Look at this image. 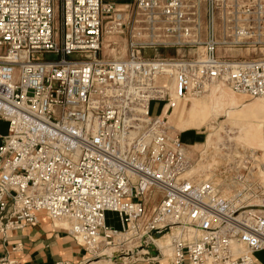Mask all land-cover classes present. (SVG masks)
<instances>
[{
	"label": "built area",
	"instance_id": "obj_1",
	"mask_svg": "<svg viewBox=\"0 0 264 264\" xmlns=\"http://www.w3.org/2000/svg\"><path fill=\"white\" fill-rule=\"evenodd\" d=\"M221 84L264 96V0H0V234L44 215L94 258L170 234V264H264L263 184L184 177L169 122Z\"/></svg>",
	"mask_w": 264,
	"mask_h": 264
},
{
	"label": "rangeland",
	"instance_id": "obj_2",
	"mask_svg": "<svg viewBox=\"0 0 264 264\" xmlns=\"http://www.w3.org/2000/svg\"><path fill=\"white\" fill-rule=\"evenodd\" d=\"M110 49L111 48L104 49L102 55L117 56L115 55V53H109ZM161 54H164L165 56L167 54H171V51L170 53ZM215 88L218 89V91L230 89L227 85L222 84L220 86H215ZM236 93L238 95H243L246 102L254 101L257 98H251L239 92ZM205 94L193 97L187 102L180 104L184 105L187 108L193 107L192 113L194 119L197 117L196 113L198 112V110H202L205 115L203 123L204 125L201 129L198 130L196 128H192L185 131L181 128V130L185 132L176 131L181 134V138L183 139L184 144L187 146L186 151L188 150L187 154H189L188 157L191 160V166L195 168L196 171V174L190 177L191 180L196 183H202L208 182L205 180L206 178L211 179L210 183L219 190L220 195L224 198L234 197L237 192L241 191L244 188L246 183L260 182L264 184V172L261 170V164L264 163V152L261 150V148H264V146H261V144H259V139L263 137L264 134L263 131L262 136H256L254 138L255 143H251L247 148L248 150L250 148H256L255 152L257 160H255V162L251 166L256 170L254 168V170H251L250 167H246L245 165H243V163H240V161L245 157V155L247 156L249 152H243V150L240 148L239 144H241L242 147V144H244V142L240 141L239 139L244 137V133L242 131L239 132L240 129L238 123L235 124L228 121L226 116L213 117L210 111V106L205 101L200 100ZM219 94L220 92H217L215 95H213V98H216ZM196 99L199 100L194 102L193 100ZM159 110L160 108L157 104H152V112L154 114H157ZM181 115L182 114L179 113L177 120L181 119ZM236 116L239 120L243 119L240 115ZM257 117L264 119V111L259 110L257 112ZM6 132L7 123L0 121V133L5 134ZM208 133L215 134L212 137L214 140L212 144H210V146L206 143ZM190 151L193 153H191ZM197 175H200L201 178L199 179ZM184 177H186V174H184ZM224 183L234 184L235 187L233 191L230 193L223 192L222 185ZM260 197L261 196L253 198L251 202H256V199ZM108 218V225H114L116 228H120L119 222H117V218L114 214L110 213ZM55 223L57 226L63 228H68L70 226L68 222V224H66V222L64 223L60 221H56ZM161 240L165 243L164 248L161 249L164 255L161 254L158 247L154 245H149L148 249L154 248V250L157 252L155 256H160L159 260H162L163 264H167L168 262H165V259L172 260V248L171 246L168 248L166 245L168 243V236H164L163 238H161ZM138 246L139 244H127L123 246V244H118V242L115 240L112 245L104 248V256L94 258L92 255L87 254L86 259L82 262V264H147L148 262H146L141 255L138 256L136 254L137 252L143 254L144 252H146L145 250H147V248ZM263 254L264 252L260 253L259 255L261 256ZM159 260L156 259V262Z\"/></svg>",
	"mask_w": 264,
	"mask_h": 264
},
{
	"label": "bare ground",
	"instance_id": "obj_3",
	"mask_svg": "<svg viewBox=\"0 0 264 264\" xmlns=\"http://www.w3.org/2000/svg\"><path fill=\"white\" fill-rule=\"evenodd\" d=\"M105 47L108 48L107 43H105ZM109 53L112 54L113 53L112 50H110ZM215 86H220V85H215ZM215 86H212L208 90V93L206 92L207 94H205L202 97L203 99L201 98L200 100L205 101L210 106V111L213 117L226 116L228 121L235 123V124L238 123L239 129H240L239 132L242 131L244 133V137L239 139L240 141L244 142V144H242L243 145L242 147H241V144H239L240 148L243 150V152L244 151L245 152L255 151L256 148H250L249 150L247 148L251 143H255L254 138L256 136H259V137L262 136L264 119L257 117V112L259 110L264 111V96L257 97L254 101L246 102L245 97L243 95H238L236 92L230 89H224V90L218 91V89H216ZM217 92H220V94L216 98H213V95H215ZM198 100L199 99H196L193 101L195 102ZM184 102H187V101L178 103V105L175 107L173 112L169 115V122L171 123L173 130L183 132V130H186V129H192V128H196L198 130L201 129L204 125L203 124L204 119H205L204 112L202 110H198V112L196 113L197 117L194 119L193 113H192L193 107L185 109L184 105H180L181 103H184ZM179 113H182L181 119L177 120ZM236 115H240L241 118L243 119L242 120L237 119ZM181 128L183 130H181ZM214 135H215L214 133H208V136L206 138L207 145L210 146V144H212L214 140L212 137ZM259 142L261 146L262 145L264 146V134H263V137L259 139ZM261 150L264 152V148H261ZM185 174H186V177L188 178H190L191 176H194L196 174L195 168L191 166L185 171ZM197 176L199 177V179L201 178L200 175H197ZM205 180L210 182L211 179L206 178ZM234 187L235 186L232 183H224L222 185V191L225 193H230L233 191ZM254 203L256 205L264 204V200L262 198H258L256 199V202ZM66 224L68 223L66 222ZM164 236H168V243L166 245L169 248L171 235L164 234L163 237ZM163 237H160L154 240L159 251H161V249H163L165 246V243L161 240V238Z\"/></svg>",
	"mask_w": 264,
	"mask_h": 264
},
{
	"label": "crops",
	"instance_id": "obj_4",
	"mask_svg": "<svg viewBox=\"0 0 264 264\" xmlns=\"http://www.w3.org/2000/svg\"><path fill=\"white\" fill-rule=\"evenodd\" d=\"M16 245L19 246L13 251ZM160 252L163 254L162 251ZM156 253L154 248H150L148 255L140 252L136 254L141 255L148 262L147 264H163L162 260H159L160 256H155ZM5 255L19 264H57L58 262L81 264L87 256L84 248L65 228L57 226L44 215L40 216L37 226L22 231H10L6 235L0 234V257ZM259 258L264 263V254L259 255ZM156 259L159 261L156 262ZM166 261L167 264L171 263V260L165 259Z\"/></svg>",
	"mask_w": 264,
	"mask_h": 264
},
{
	"label": "trees",
	"instance_id": "obj_5",
	"mask_svg": "<svg viewBox=\"0 0 264 264\" xmlns=\"http://www.w3.org/2000/svg\"><path fill=\"white\" fill-rule=\"evenodd\" d=\"M182 139V138H181ZM182 141H183V139H182ZM107 221H108V223H109V218L107 219Z\"/></svg>",
	"mask_w": 264,
	"mask_h": 264
}]
</instances>
